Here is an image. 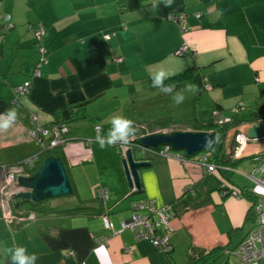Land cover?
I'll list each match as a JSON object with an SVG mask.
<instances>
[{
    "label": "crops",
    "instance_id": "obj_1",
    "mask_svg": "<svg viewBox=\"0 0 264 264\" xmlns=\"http://www.w3.org/2000/svg\"><path fill=\"white\" fill-rule=\"evenodd\" d=\"M120 1L0 0V115L17 113L0 132V167L35 157L39 145L29 134L51 125L59 110L60 122L73 118L65 139L90 141L89 158L79 166L64 155L78 196L93 198L100 187L110 196L104 215H35L18 227L7 221L0 200V264H11L6 248L21 246L37 255L35 264H218L221 255L226 259L220 264H241L225 250H236L255 225L254 201L241 192L264 197L248 176L256 165L250 157L262 155L264 165V138L247 140L242 130L248 124L236 122L253 113L264 117V0H173L170 7L154 0L123 10ZM179 14L185 30L170 18ZM37 29L43 30L38 45ZM39 46L47 51L46 62L35 75ZM183 46L186 51L177 54ZM161 70L167 74L163 84L175 85L173 93L153 87ZM26 83L29 90L19 98L15 89ZM189 84L196 91H185L184 102L175 104L173 94ZM77 103L82 106L72 110ZM117 114L134 121L137 140L154 130L214 131L209 125L215 116L233 132L219 156L227 169L205 179L195 163L207 156L204 150L193 157L171 150L177 159L132 148L148 163L138 170L139 199L163 206L191 189L196 201L205 200L170 219V254L121 230L131 215L127 196H134L121 164L128 146L102 149L96 141ZM158 119L170 125L152 128ZM243 160L248 164L241 166ZM216 177L226 179L228 195L220 193Z\"/></svg>",
    "mask_w": 264,
    "mask_h": 264
},
{
    "label": "built area",
    "instance_id": "obj_2",
    "mask_svg": "<svg viewBox=\"0 0 264 264\" xmlns=\"http://www.w3.org/2000/svg\"><path fill=\"white\" fill-rule=\"evenodd\" d=\"M173 21L178 22L181 29L185 30L184 15H173L170 17ZM34 35L37 41H40L43 36V30H34ZM186 51V47L183 46L177 51V54L181 55ZM39 53L45 54V49L40 47ZM119 61V60H118ZM46 62L41 56L39 62L35 67V75H39L42 63ZM30 84L26 83L15 89L17 96L22 98L29 90ZM219 123H223L221 119H218ZM225 123V122H224ZM98 130V127H96ZM67 132V128L61 124L58 127L51 129L50 131L43 128L36 131H32L29 136L35 141L41 148L47 147L61 148L66 156L68 163L71 166L80 164L89 158L90 151L87 147L90 145V141H68L64 135ZM47 137H50L47 139ZM124 146V145H123ZM161 156L169 158L180 159V156L173 153L169 147H161L157 151ZM35 159H28L19 164L8 167H0V200L4 208V214L8 222H12L15 217L12 215L11 206L14 201V196L21 192H27L29 189L18 185L17 179L32 177L31 166ZM197 162L204 170L205 173H214L217 170L225 167H218L215 164L208 162L206 157L198 159ZM257 162L253 170L249 173V179L254 183L255 187L264 190V165L261 164V157L255 158ZM260 164L261 166L257 165ZM227 169V168H225ZM245 190L241 194H245ZM238 192L231 193L237 195ZM240 194V193H239ZM255 194V193H254ZM256 199L253 203V210L256 215V221L254 227L249 231L246 238L238 245L236 250H226V254L234 255L240 260L241 264H263L264 263V197L255 195ZM132 216L121 222V230H129L133 233L136 241H148L156 250L161 253L167 254L170 250L168 245V234L172 231L170 226L171 212L169 207L163 205L160 208L156 207L153 201L142 200L132 205ZM145 212V214H143ZM34 215L30 214L27 220H33ZM20 221L24 219H19ZM105 227L110 229L111 225L104 220ZM103 238L97 242L101 245Z\"/></svg>",
    "mask_w": 264,
    "mask_h": 264
},
{
    "label": "trees",
    "instance_id": "obj_3",
    "mask_svg": "<svg viewBox=\"0 0 264 264\" xmlns=\"http://www.w3.org/2000/svg\"><path fill=\"white\" fill-rule=\"evenodd\" d=\"M151 1L153 3L154 0H122L119 2V6H120V9L123 10V9H126L127 5L132 4L134 2H138L141 4L143 2H151ZM39 43H40L39 41H36L37 45ZM39 49H40V46L36 52H39ZM46 53H47V51L45 49V54ZM39 55L42 56L43 54L39 53ZM196 80H197L198 84H201V82L199 81L198 78ZM76 106H82V105L77 103V104H73L70 108L73 110L76 108ZM215 111H216L215 113L217 114L218 113L217 109ZM58 116H59V110H57L55 112V115H54L55 121L51 125L46 126L45 129L50 131L51 129L58 127L59 125L63 124L67 128V132H66V134H67L69 131L67 124L70 121H72L73 118H71L68 121L60 122L58 119ZM260 120H264V117H260L257 114L253 113L251 115L242 117L239 121L236 122V124H241V123L250 124L252 122H258ZM151 124L153 125V126L150 125L152 128L153 127L161 128V127H166V126L170 125V123L165 121L164 119H158L154 122H151ZM209 126H213V128H214L213 132H215L216 142H215L214 147H211V148L204 150V152L208 153L206 158H208L207 160L209 163L215 164L218 167H220L221 165L222 166L226 165L227 162H225L223 164V160L219 156H220L221 151L223 150L225 138H226L227 132L230 128L229 124H227V122L219 123L217 116H215L213 123H211ZM209 126H202V127H209ZM49 138L50 137H47V139H49ZM137 143H138V140L132 138L130 140V142L126 145L129 147H132L134 149L135 148L139 149V147L137 146ZM197 154L198 153L190 155V157L196 156ZM258 156L262 157V155H258ZM49 157L58 158L62 161V163L65 167L67 176H68L69 181H70V176H69L70 166L68 165V163L65 159V156H64L62 149L57 148V147L52 148V149H49L47 147H43V148H41V151L35 157L32 158V159H35L33 165L31 166L32 167L31 168L32 175L34 176L37 173L42 162L46 158H49ZM256 157L257 156L250 157L252 163H254V164L257 163L255 161ZM198 161L199 160L197 159L195 161V163L197 164ZM80 164H82V163H80ZM80 164H77L76 166H79ZM197 165H199V164H197ZM230 166L232 167L233 165H230ZM223 167H225V166H223ZM216 172L217 173L214 172V173H210V174L205 173L206 175H204L202 177V179L203 178L205 179L207 177V175L208 176L213 175L214 177H215L214 174L220 175V176L222 175L219 170H217ZM217 180L219 181L218 190L220 191V193H223L224 196L228 195L231 192V188L227 185L228 182L226 181V179H224L225 181H223V180L217 178ZM70 184L72 187V193L69 196H67L68 199H66L65 201L69 202V199H70V200H72V202L75 206L66 205V206H62V207H57L58 205L52 204V202L55 201L56 198L44 200V201L39 202V203H35V202L30 201V200H20L18 198H15L14 199V205L11 206L12 215L15 217V219H13V221L11 222V225L13 227H15V225L18 227V226L22 225L24 222L35 221L36 220L35 215L41 217V216H47V215H65V214H74V213H86V214H90V215L94 216V215H104L105 213H107L108 208L106 207V203L109 200L110 196H109L108 191L104 187L98 188L96 190L95 196L93 198L82 199L78 196L76 189L74 188V185L72 184L71 181H70ZM190 191H191V189H187V192L185 193V195H186L185 197L183 196L182 198L178 199L177 201H175L171 204H167V206L169 207V212H171L172 217L177 216L180 213L187 211L190 208L200 206L201 204H203L205 202V200H202V201L200 200V202L196 201L197 197L191 196L189 194ZM246 195L250 196V201H254L256 199V196L254 195L253 191H246L245 196ZM126 196H124V197H126ZM140 196H141V194H138V193H136V195L131 196V197L127 196L128 199H131V202L129 205L130 206L129 209L131 211L130 217L133 214L132 205L134 203H138L142 200H145V199H139L138 197H140ZM133 198H136V199L132 200ZM57 199L59 200V198H57ZM156 207L160 208L161 206L156 205ZM30 214L34 215L33 220H27V217ZM143 214H145V212H143ZM19 219H24V220L20 221ZM143 241H145V240H143ZM167 242H168V245L170 248V250L167 252V254H170L172 251V247L169 244V241H167ZM210 253L211 252H209L208 254H210Z\"/></svg>",
    "mask_w": 264,
    "mask_h": 264
},
{
    "label": "water",
    "instance_id": "obj_4",
    "mask_svg": "<svg viewBox=\"0 0 264 264\" xmlns=\"http://www.w3.org/2000/svg\"><path fill=\"white\" fill-rule=\"evenodd\" d=\"M242 135L247 140L264 138V120L248 124L243 128ZM215 142L216 137L213 131H170L147 134L138 140L137 146L140 150L150 149L153 151L166 146L175 152L180 151L187 155H193L214 147ZM121 164L128 186L132 191L130 195H135L136 191H140L138 170L148 163L136 158L132 147H130L125 150ZM17 183L29 191L18 193L14 198L30 200L35 203L67 197L72 193V187L62 161L53 157L46 158L34 176L28 179L20 177L17 179Z\"/></svg>",
    "mask_w": 264,
    "mask_h": 264
},
{
    "label": "clouds",
    "instance_id": "obj_5",
    "mask_svg": "<svg viewBox=\"0 0 264 264\" xmlns=\"http://www.w3.org/2000/svg\"><path fill=\"white\" fill-rule=\"evenodd\" d=\"M172 2L173 0H164L165 7H170ZM166 76L167 74L163 70L157 72L153 76V87L158 88L161 92L165 94H170L173 93V89L175 85L165 86L163 84V80L166 78ZM185 91H196V86L189 84L186 86V89L181 90L179 92H175L172 97L175 104L179 105L184 102ZM16 118H17V113L15 109H9L7 110L6 114L0 115V132H6L9 129V127H11V125L15 122ZM110 123H111V128L108 130V132L105 135H101L98 131L96 136V141L98 142L99 146L102 149L106 145H116V144L126 145L136 134L134 121L122 115L117 114L112 116L110 118ZM159 132L160 131L158 130L157 131L154 130L153 132H150L148 134L159 133ZM128 148L130 147L128 146ZM12 205H14V201ZM5 252L10 256L11 264H35V261L38 259L37 255L35 254L29 255L27 253L26 248L22 246L6 248Z\"/></svg>",
    "mask_w": 264,
    "mask_h": 264
},
{
    "label": "rangeland",
    "instance_id": "obj_6",
    "mask_svg": "<svg viewBox=\"0 0 264 264\" xmlns=\"http://www.w3.org/2000/svg\"><path fill=\"white\" fill-rule=\"evenodd\" d=\"M233 136V132L232 131H230V132H227V135H226V138L228 139V140H230V138ZM38 152H40L41 151V148H40V146H38V150H37ZM37 152V153H38ZM247 161L248 160H243L242 162H241V166H245V165H247L248 163H247ZM237 170H238V168H236ZM66 199H68L67 197H59V200L56 198L55 199V201H53L52 202V204H56V205H58L57 207H62V206H66V205H69V206H75L74 204H73V202H72V200H70L69 199V202L68 201H65ZM226 259V256L224 255H221L219 258H218V260L216 261V263L218 262V264H220V263H222L224 260ZM231 260H233V259H231ZM234 261V260H233ZM236 262V261H235ZM210 263L211 264H213L211 261H210Z\"/></svg>",
    "mask_w": 264,
    "mask_h": 264
}]
</instances>
